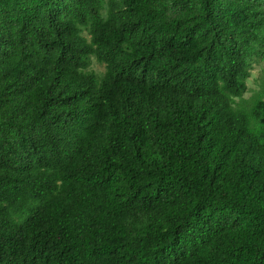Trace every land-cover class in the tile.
I'll use <instances>...</instances> for the list:
<instances>
[{"label":"trees","instance_id":"1","mask_svg":"<svg viewBox=\"0 0 264 264\" xmlns=\"http://www.w3.org/2000/svg\"><path fill=\"white\" fill-rule=\"evenodd\" d=\"M263 49L264 0H0V264H264Z\"/></svg>","mask_w":264,"mask_h":264},{"label":"rangeland","instance_id":"2","mask_svg":"<svg viewBox=\"0 0 264 264\" xmlns=\"http://www.w3.org/2000/svg\"><path fill=\"white\" fill-rule=\"evenodd\" d=\"M199 3V0H195ZM105 13V12H103ZM85 35V34H84ZM89 70L102 76L104 65L91 58ZM245 90L242 93V100L236 99L235 106H251V100L264 101V49L262 53L250 60L249 77L245 80Z\"/></svg>","mask_w":264,"mask_h":264}]
</instances>
